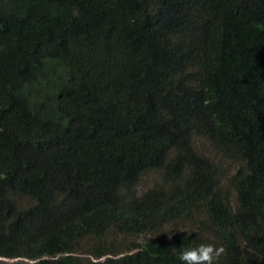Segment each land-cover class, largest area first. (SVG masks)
<instances>
[{
  "label": "trees",
  "instance_id": "obj_1",
  "mask_svg": "<svg viewBox=\"0 0 264 264\" xmlns=\"http://www.w3.org/2000/svg\"><path fill=\"white\" fill-rule=\"evenodd\" d=\"M201 244L264 264V0H0V256L181 264Z\"/></svg>",
  "mask_w": 264,
  "mask_h": 264
},
{
  "label": "rangeland",
  "instance_id": "obj_2",
  "mask_svg": "<svg viewBox=\"0 0 264 264\" xmlns=\"http://www.w3.org/2000/svg\"><path fill=\"white\" fill-rule=\"evenodd\" d=\"M194 145L196 147V149L200 152L203 153V155H208V157L213 160L216 161L218 160L216 157H213L214 152L212 151V147L206 143L204 140H195ZM222 161V165L223 167L226 169V173H230L232 174L237 168L238 162H234V161H227V160H221ZM160 181V173L158 172H150L145 174L144 176H142V178L140 179V185H139V194L154 187V183H159ZM223 184H221V189H222V195L225 198V200L228 202V204L233 207L234 209H236V197L235 194L233 192V190L228 186V182L227 181H222ZM198 220L203 219V217H198ZM195 220V222L193 223H187L184 221H179L178 227L182 230H186V231H194V232H199V233H205V228L203 226H201L197 221ZM171 228L169 227H164L161 232L168 234L170 232ZM149 236L143 235V236H138V237H120L117 239L116 236L112 235L111 237L107 238V242L109 241H113L114 243V247L117 250L123 249L127 246H130L134 243L137 242H142ZM93 245V242L91 241H84L80 244L78 252L79 254H81V256L83 258H89L91 261H96L94 259H92L91 256H89V247L91 245Z\"/></svg>",
  "mask_w": 264,
  "mask_h": 264
},
{
  "label": "clouds",
  "instance_id": "obj_3",
  "mask_svg": "<svg viewBox=\"0 0 264 264\" xmlns=\"http://www.w3.org/2000/svg\"><path fill=\"white\" fill-rule=\"evenodd\" d=\"M226 254L223 246L201 244L197 247L181 249L178 259L181 264H219L220 258ZM2 264H36L34 260L25 257L0 256Z\"/></svg>",
  "mask_w": 264,
  "mask_h": 264
}]
</instances>
